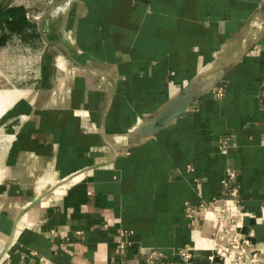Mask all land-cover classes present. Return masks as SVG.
<instances>
[{"label": "crops", "instance_id": "crops-1", "mask_svg": "<svg viewBox=\"0 0 264 264\" xmlns=\"http://www.w3.org/2000/svg\"><path fill=\"white\" fill-rule=\"evenodd\" d=\"M13 7L25 26L1 21L0 50L43 39ZM54 35L66 62L0 118V264H220L219 207L264 264V0H69ZM187 202H210L195 227Z\"/></svg>", "mask_w": 264, "mask_h": 264}, {"label": "rangeland", "instance_id": "rangeland-1", "mask_svg": "<svg viewBox=\"0 0 264 264\" xmlns=\"http://www.w3.org/2000/svg\"><path fill=\"white\" fill-rule=\"evenodd\" d=\"M61 1L0 0V5L3 7L25 6L29 19L38 23L44 34L42 41H33L32 46L14 39L10 48L0 50V118L17 100L28 94L26 88L37 85L43 66L51 64L52 68L55 67L54 70H57L56 65L53 64L55 57H60L66 62V56L59 52V45L54 35L67 12V8L57 10Z\"/></svg>", "mask_w": 264, "mask_h": 264}, {"label": "built area", "instance_id": "built-area-1", "mask_svg": "<svg viewBox=\"0 0 264 264\" xmlns=\"http://www.w3.org/2000/svg\"><path fill=\"white\" fill-rule=\"evenodd\" d=\"M69 0H62L59 4L57 10H62L67 8ZM224 86L218 84L215 87V96L220 99L224 96ZM261 90L264 92V77L261 82ZM261 105L264 109V96L261 98ZM226 138L222 137L219 140V148L223 149L228 146L226 143ZM192 170V168H189ZM236 179L235 170L231 167L226 169V177L222 180L223 187L225 188V195L232 198L235 202L240 203L241 199L239 197V185L235 184L230 186V181ZM218 198H213L212 202H217ZM211 202V201H210ZM210 202L199 203L198 205H192L190 203H185V218L188 220L191 227H195L198 223L199 216L206 209V206ZM218 226L222 233L227 237L224 241H218L215 237L214 239V249L212 254L209 256L210 260L217 259L220 264H260V250L257 249L253 244V236L251 233H242L240 231L231 232L229 226L235 222L233 216L229 215L225 207H219L218 214L216 215ZM130 233V232H129ZM133 244L132 241L124 240L119 238L117 240V246L120 249H126ZM180 261L187 263L192 257V250L189 246L177 248L174 251ZM35 252L25 251L21 253V258L25 260L34 261ZM145 261L147 264H176L174 261H169L163 256L159 255L157 250H149L147 252Z\"/></svg>", "mask_w": 264, "mask_h": 264}, {"label": "trees", "instance_id": "trees-1", "mask_svg": "<svg viewBox=\"0 0 264 264\" xmlns=\"http://www.w3.org/2000/svg\"><path fill=\"white\" fill-rule=\"evenodd\" d=\"M25 15V10L22 7H3L0 5V22L3 21L7 29L11 31H20L25 23L23 21ZM17 19V22H13L14 19Z\"/></svg>", "mask_w": 264, "mask_h": 264}, {"label": "bare ground", "instance_id": "bare-ground-1", "mask_svg": "<svg viewBox=\"0 0 264 264\" xmlns=\"http://www.w3.org/2000/svg\"><path fill=\"white\" fill-rule=\"evenodd\" d=\"M11 140H12V136H5V137H0V172H1V170H2V167H1V162H2V157H3V155H4V153L6 152V150L8 149V147H9V144H10V142H11Z\"/></svg>", "mask_w": 264, "mask_h": 264}]
</instances>
